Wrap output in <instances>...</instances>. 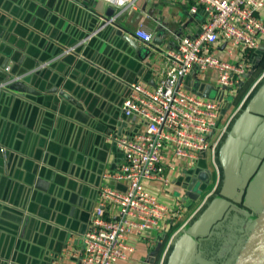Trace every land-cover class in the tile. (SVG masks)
Instances as JSON below:
<instances>
[{
  "label": "crops",
  "instance_id": "crops-1",
  "mask_svg": "<svg viewBox=\"0 0 264 264\" xmlns=\"http://www.w3.org/2000/svg\"><path fill=\"white\" fill-rule=\"evenodd\" d=\"M192 4V0H135L125 7L116 18L117 24H127L133 30L142 21L154 34L171 33L161 45L150 46V53L145 55L146 44L137 40L139 50H134L122 39L117 25L101 23L106 14V19L116 15L117 8L109 0H0V35L8 34L19 43V47L11 45L10 50L0 36V64H5V57L7 60L5 68L0 66V76L8 72L7 67L16 73L30 71L25 76L29 82L25 83L28 91L24 96L18 91H7L10 95L6 96L0 93V147L9 151L7 161L0 156V264H77L83 234L97 205L98 188L104 183L123 187L103 177L114 172L122 160L112 137H132L145 128L141 120L121 111L127 84L137 81L154 88L164 53L176 43L178 34L196 35L199 31L204 12L189 13ZM136 11L141 18L136 19ZM69 43L72 51L62 52L60 44ZM78 48L80 52L75 55ZM263 49L264 41L251 51L253 68L247 80L253 76L258 64L255 60L260 59ZM82 56L87 62L74 70L71 62ZM43 62L48 64L42 67ZM72 72H76L75 78L69 76ZM211 76L191 73L183 79L182 87L200 93L212 84ZM59 78L69 82L71 97L81 104L77 109L73 110L69 101L63 104L57 93L49 92ZM210 95L216 94L211 91ZM233 101L220 108L219 125L234 112ZM234 118L235 114L229 129ZM257 143L262 161L245 192L246 206L232 208L225 220L200 240L192 264H214L213 259L222 253L224 264L234 263L248 233V220L254 218L249 209L255 210L256 218L264 207V185L257 181V174L264 169V133ZM204 163L216 177L210 154L200 153L188 162L167 147L162 178L145 181L144 185L176 215L160 230L142 237L130 236L134 248L125 264H157L166 243L192 223L201 209L197 210L203 194L218 182L212 177L206 190L197 196L203 184L197 174L206 169ZM35 183L42 189L35 188ZM220 185L221 181L218 190ZM112 212L110 206L107 214ZM244 219L246 226H242ZM236 226L238 233L227 240L228 233L224 232L216 254L206 257L208 241L220 237L224 227ZM172 245L173 241L169 252Z\"/></svg>",
  "mask_w": 264,
  "mask_h": 264
},
{
  "label": "built area",
  "instance_id": "built-area-1",
  "mask_svg": "<svg viewBox=\"0 0 264 264\" xmlns=\"http://www.w3.org/2000/svg\"><path fill=\"white\" fill-rule=\"evenodd\" d=\"M109 1L117 12L108 22H115L135 0ZM192 2L189 13L204 12L197 34H178L176 43L164 53L153 89L137 81L127 84L128 93L122 100L121 111L141 120L145 128L132 137H112L122 152V160L114 172L105 173L103 177L123 187L104 183L98 188L97 205L83 234L77 264H125L134 248L129 242L130 236L142 237L160 230L167 219L176 215L175 210L159 202L144 185L145 181L162 178L167 147L171 146L178 158L188 162L196 160L200 153L210 154L215 166V154L236 113L219 125L220 108L233 101L243 87L253 68L251 51L264 41V0ZM154 35L142 21L131 34L146 45L152 42ZM170 35L166 33L162 37ZM47 64L43 62L40 66ZM29 72L0 82V90L22 80ZM191 73H212L210 85L216 95L211 97L202 95L204 90L199 93L184 89L182 81ZM263 77L264 71L250 91ZM212 186L203 194L197 210L217 193L218 182ZM110 206L113 212L107 214ZM170 242L164 246L157 264H164Z\"/></svg>",
  "mask_w": 264,
  "mask_h": 264
},
{
  "label": "water",
  "instance_id": "water-1",
  "mask_svg": "<svg viewBox=\"0 0 264 264\" xmlns=\"http://www.w3.org/2000/svg\"><path fill=\"white\" fill-rule=\"evenodd\" d=\"M90 10L95 12L91 8ZM106 15L101 18V23H113L114 25H117L118 33L122 36V39L134 50H139L137 40L131 36L132 30L129 28V25L126 24V26H123L116 22H108L109 18L106 19ZM134 16L136 19H139L142 15L140 12L136 11L134 12ZM94 33H96V31L92 34ZM88 35H85V37ZM0 36H3L5 39L3 44L5 47H8V49H13L10 47L11 45L19 47V43L17 41L15 43L12 38H8V34H1ZM5 41L9 43H6ZM163 41L162 33H156L152 42L146 45L147 50H145L143 54H149L150 46L154 48L157 45H161ZM70 45V43L66 45L60 44V50H66ZM78 52H80L79 48L75 52V55H78ZM83 53L87 55L85 52ZM4 61L6 64V57L4 58ZM85 62H87V59L82 56L81 59L79 58L75 63L74 61L71 63L74 64L73 69L77 70L80 69ZM5 64L1 63L0 66L5 68ZM7 71L8 72H3L1 74L0 82L8 80L11 76L23 72L16 73L11 70ZM75 73L76 72H72L69 76L75 78L73 77ZM26 81L29 82L27 77H24L22 80L12 82L8 84L6 90L0 91V93L3 94V96H6L10 95L7 91H18L20 92V95L24 96V93L28 91L25 84ZM62 81L63 79L59 78L54 88L51 87L48 90L49 92L57 93V97L62 99L61 102L63 104L69 101L72 104V109L75 110L81 106V104L71 97V89L68 86L69 82L63 83ZM58 87H60V89ZM255 87L256 90L250 99L246 101L247 103H245L244 110H242V112L235 118L230 129L227 131L224 140L219 145L217 158L222 170V180L219 190L216 195L211 197L200 209L192 223L181 231L180 234H175V236L172 237L170 242L171 244L173 241L172 249L167 256L165 264H192L193 260L199 253L200 240L209 235L212 228L218 222L225 220L228 212L232 208H236L239 203L246 206V202L244 201L245 192L250 185L251 178L257 173L262 161V158L259 155L260 147L258 146L257 141L264 133V77ZM212 90H214V88L211 85H208L202 95L208 96ZM77 92L78 91H76V93ZM0 149H2L0 150V156L6 158L7 161L9 151L3 147H0ZM48 151H50L49 147ZM44 158L42 162L44 161ZM47 158L48 157H46V160ZM204 166L206 169L197 174V178L203 182L200 186L201 189H197V196L206 190L213 177L214 170L207 165V163H204ZM39 174L41 175V172ZM36 179L40 182L41 178L38 177ZM35 188L42 189L37 186V183H35ZM33 193H35V190ZM246 213L247 212L245 211V214ZM246 227H248V224ZM233 264H264V207L248 229L246 239Z\"/></svg>",
  "mask_w": 264,
  "mask_h": 264
},
{
  "label": "rangeland",
  "instance_id": "rangeland-1",
  "mask_svg": "<svg viewBox=\"0 0 264 264\" xmlns=\"http://www.w3.org/2000/svg\"><path fill=\"white\" fill-rule=\"evenodd\" d=\"M257 60V59H256ZM255 60V61H256ZM260 67V66H259ZM256 69V68H255ZM264 71V69H262V68H258V70H255L254 71V73L252 74L253 76H251L248 80H246V82L244 83V85H243V87L241 88V90H239V92H238V94H237V96L235 97V99H234V101H233V110H232V112L234 111H236V113H235V118L237 117V115H239L241 112H242V110H244V107H245V103H247L246 101H248V99H250V97L253 95V93H254V91L256 90L255 88L252 90V91H249L252 87H251V85H252V83L255 81V79L256 78H258L261 74H262V72ZM247 95V96H246ZM245 100V101H244ZM243 101V102H242ZM235 118H234V120H235ZM230 125V124H229ZM229 125H228V127H227V131L229 130ZM227 131L225 132V133H227ZM215 168H216V177H214L213 176V178L215 179V181H216V179L218 180V185H219V183H220V181L222 180V170H221V167H220V165H219V162H218V158H217V152H216V154H215ZM213 175H214V173H213ZM256 174H254L253 175V177L255 176ZM257 181H261L262 182V184L264 185V169H262L260 172H259V174H257ZM252 177V178H253ZM251 178V179H252ZM214 183V182H213ZM213 183H212V185H213ZM216 183V182H215ZM246 210H248L247 208H246ZM249 210H253V217L254 218H252V220H248L249 222H248V229L251 227V225H252V223H253V221L255 220V216L257 215L256 214V212H255V210L254 209H249ZM245 220V219H244ZM247 223V220H245L244 221V223L242 222V226L244 225V226H246V223ZM228 228V229H227ZM221 233L220 234H222L220 237H212L213 239H215V241H213V240H210V241H208V245H209V249H208V252L206 251V257L208 256H211V255H213V254H216V252H214L215 251V248L216 247H218V244H219V242H220V245H221V243L223 242V240H224V238H223V236H224V232H226V233H228V235H227V240H230L231 238H232V236L233 235H235L236 233H238V226H236V227H233V228H229V227H224L223 229H221ZM216 235H218L217 233H216ZM226 240V243H227V246H228V244H229V241H227ZM219 241V242H218ZM223 244H225V243H223ZM223 254V253H222ZM222 254H219V256L218 257H215L214 259H213V262H214V264H224V262H225V259H223L222 260ZM235 258V257H234ZM234 258H233V260H234ZM207 260L209 261V259L207 258ZM232 262L233 261H231L230 262V264H232Z\"/></svg>",
  "mask_w": 264,
  "mask_h": 264
},
{
  "label": "trees",
  "instance_id": "trees-1",
  "mask_svg": "<svg viewBox=\"0 0 264 264\" xmlns=\"http://www.w3.org/2000/svg\"><path fill=\"white\" fill-rule=\"evenodd\" d=\"M256 62H258L257 66H256V69L255 70H258V68H262L264 69V49L262 51V54L260 56V59H258V61L256 60ZM260 66V67H259ZM241 90V89H240Z\"/></svg>",
  "mask_w": 264,
  "mask_h": 264
},
{
  "label": "flooded vegetation",
  "instance_id": "flooded-vegetation-1",
  "mask_svg": "<svg viewBox=\"0 0 264 264\" xmlns=\"http://www.w3.org/2000/svg\"><path fill=\"white\" fill-rule=\"evenodd\" d=\"M214 195H216V192H215V194ZM236 208H238V209H244L243 208V205H242V203H239L238 205H237V207ZM224 221V220H223Z\"/></svg>",
  "mask_w": 264,
  "mask_h": 264
}]
</instances>
